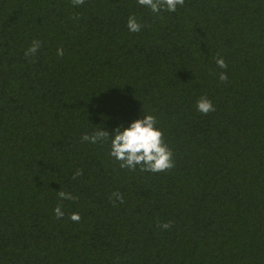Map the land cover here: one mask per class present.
<instances>
[{"label": "trees", "instance_id": "obj_1", "mask_svg": "<svg viewBox=\"0 0 264 264\" xmlns=\"http://www.w3.org/2000/svg\"><path fill=\"white\" fill-rule=\"evenodd\" d=\"M144 115L170 170L82 140ZM0 264H264V0H0Z\"/></svg>", "mask_w": 264, "mask_h": 264}, {"label": "clouds", "instance_id": "obj_2", "mask_svg": "<svg viewBox=\"0 0 264 264\" xmlns=\"http://www.w3.org/2000/svg\"><path fill=\"white\" fill-rule=\"evenodd\" d=\"M85 0H72L73 6L83 5ZM185 0H138V4L149 8L153 13L159 14L162 10L175 12L177 6H183ZM77 18V17H74ZM128 29L133 33H138L142 25L138 23L137 18L133 15L128 19ZM41 47L39 40H33L31 46L26 50L25 57L34 56ZM57 55L63 57L64 50L59 48ZM216 64L221 69H226L227 64L223 58H217ZM221 82H227L228 76L226 73L219 74ZM197 109L202 114L207 115L214 112L213 103L207 97H201L197 101ZM157 118L154 115H144L143 119H138L131 123L127 128L120 127L111 136L109 131L100 129L92 135L85 134L82 140L90 143L106 142L111 140L110 155L115 158L121 168H127L135 171L137 166H140L141 172H163L172 169L174 165L173 152L164 141V133L157 128ZM82 170H77L73 179L81 176ZM57 195L61 200L75 201L78 197L71 195L63 190L58 191ZM113 196L123 203V195L119 192L113 193ZM54 212L57 219L64 216L62 206L58 205ZM73 222H79L81 216L78 213H73L70 216ZM158 227L168 229L170 223L158 224Z\"/></svg>", "mask_w": 264, "mask_h": 264}]
</instances>
